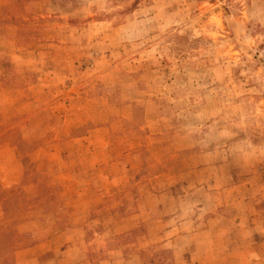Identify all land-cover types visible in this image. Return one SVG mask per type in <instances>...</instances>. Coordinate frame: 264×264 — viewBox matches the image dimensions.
I'll return each instance as SVG.
<instances>
[{
	"label": "rangeland",
	"instance_id": "obj_1",
	"mask_svg": "<svg viewBox=\"0 0 264 264\" xmlns=\"http://www.w3.org/2000/svg\"><path fill=\"white\" fill-rule=\"evenodd\" d=\"M41 244L264 264V0H0V264Z\"/></svg>",
	"mask_w": 264,
	"mask_h": 264
},
{
	"label": "crops",
	"instance_id": "obj_2",
	"mask_svg": "<svg viewBox=\"0 0 264 264\" xmlns=\"http://www.w3.org/2000/svg\"><path fill=\"white\" fill-rule=\"evenodd\" d=\"M78 233H79V230L73 229V230H70V232H67V233H64V234L58 236L56 239L60 240V242L63 243V245L61 244L59 247H61L62 249H65L67 247H76V244L72 243L73 240L71 239L72 238L71 234H78ZM78 241H79V239H78ZM45 247H46V245L41 244V245L35 246L31 249H27V250H24L22 252H18L16 254V257H15L16 258L15 264H36L35 261H37L38 259H40L42 257L41 254L40 253L37 254V252L41 251L42 248H45ZM85 264H90V263L85 262ZM99 264H128V263L125 261H120V260H117V261L105 260V261L99 262Z\"/></svg>",
	"mask_w": 264,
	"mask_h": 264
}]
</instances>
